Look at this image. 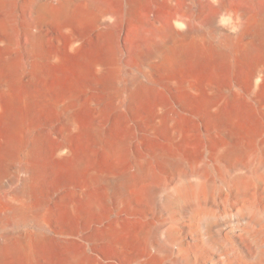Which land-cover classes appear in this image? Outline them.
I'll list each match as a JSON object with an SVG mask.
<instances>
[{"label": "bare ground", "instance_id": "6f19581e", "mask_svg": "<svg viewBox=\"0 0 264 264\" xmlns=\"http://www.w3.org/2000/svg\"><path fill=\"white\" fill-rule=\"evenodd\" d=\"M21 2L23 22L19 24L17 0H0V119L10 128L9 135H0V170L6 164L4 156L18 143L33 152L47 151L48 135L36 131L25 112L51 104L64 121V131L50 154L80 175L79 182L60 198L72 218L90 219L114 194L128 206L134 196L154 199L159 191L152 182L159 176L152 166L156 160L163 168L179 172L177 192L170 194L168 201L189 218L188 226L179 233L180 238L186 234L189 241L179 246L173 264H192L198 222L204 234L226 237L230 245L226 250L207 248L197 258L202 264H264V258L257 259V247L264 242L257 237L259 227L264 226V179L256 180L262 194L252 197L250 184L238 173L254 156L251 138L257 127L248 111L229 115L223 109V102L235 97L241 89L235 75L240 66H245L244 94L264 117V0ZM48 24L57 27L51 36L54 47L51 53L45 52ZM89 43L97 47L89 64L92 83L72 85L56 98L46 87L37 85L47 70L46 65L62 62L67 52L80 54ZM205 55L213 57L214 66H201ZM120 70L124 72L119 90L122 98L140 99L152 86L161 84L173 100L179 94L183 101H199L213 122L232 127V131H225L213 145L214 156L220 163H227L224 167L217 165L215 177H207V163L200 164L190 148L187 156L192 163L172 150H158L153 158L141 156L131 166L121 164L123 143L106 140L94 118L104 97L101 91L118 79ZM24 81L25 86L22 84L18 92V82ZM163 109L161 105L157 108L160 118H164ZM86 113L93 117L87 119ZM155 124L149 125V130ZM169 125L174 139L190 140L191 129L180 120L171 119ZM260 147L264 158V141ZM101 152L106 166L99 159ZM20 170L24 176L19 179L16 196L0 199V226L5 225L0 229V264H7L10 259L31 264L35 255L33 246L45 235L40 221L35 234L13 229V221L24 225L35 219L47 198L40 193L38 202H31L34 192L29 189L28 181L35 172L24 161ZM193 176L197 179L192 180ZM229 176L236 188L231 198L217 203L221 214L212 215L208 209L199 211L201 203V206L210 204L204 198V189L211 188L210 184H217L218 180L227 181ZM238 210L247 220L245 229L255 238L250 253L256 260L242 257L234 246L232 237L240 238L236 231L244 226L242 216L235 213ZM129 219L126 232L132 240L146 241L156 231L151 224ZM120 226L116 221L107 224L104 230L116 232L121 230ZM71 262L80 263L76 256Z\"/></svg>", "mask_w": 264, "mask_h": 264}, {"label": "rangeland", "instance_id": "374dc122", "mask_svg": "<svg viewBox=\"0 0 264 264\" xmlns=\"http://www.w3.org/2000/svg\"><path fill=\"white\" fill-rule=\"evenodd\" d=\"M21 4V0H17L19 24L23 22ZM194 9L197 10L198 6L195 5ZM56 31L57 27L54 24H48L45 40L47 53L54 50L51 36ZM96 49V45L89 43L81 49L80 54L74 51L65 53L64 56L66 54L67 56L62 62L46 65L47 70L38 80L37 85L46 87L52 97L56 98L72 85L87 86L92 83L93 77L89 64ZM259 53L260 50L257 51V54ZM214 65L215 60L212 56L205 55L201 60V66L204 68ZM123 74L124 72L120 70L118 79L101 91L104 97L94 117L104 131L106 140H118L123 143L124 150L119 159L121 164L131 166L141 156L153 158V154L158 150H172L186 156L187 163H192L187 156L190 148L194 150L200 164L207 163V177H215L217 165L221 164L224 167L227 163H220L221 161L214 156L213 145L223 137L225 131H232V127L228 123L213 122L204 111V105L199 101H183L179 94H175L173 100L168 93L166 94L161 84L152 86L151 91L140 99L122 98L119 90ZM246 74L247 68L240 66L235 77L241 89L235 93V97L223 102V109L229 115L237 111H248L250 119L257 127L254 137L251 138V144L255 148L254 156L248 159L244 167L238 171L250 184V195L255 197L262 194V189L258 187L256 180L264 179V158L260 147V143L264 141V117L255 111L253 101L244 94ZM228 75L226 73V76ZM18 84L19 92L26 82H18ZM175 99L180 107L174 103ZM160 105L164 107V118H160L158 114L157 108ZM25 115L29 117L36 131H42L48 135L47 151L33 152L22 148L21 143H18L17 147L4 156L6 164L2 165L0 170V199L16 196L19 179L24 176L20 170V163L26 162L36 174L28 181L29 189L34 192L31 202H38L40 193L47 196L43 202V208L38 209L34 215L35 219L24 225L13 221V229L16 232L28 230L33 231V234L36 233L34 231L38 227V221L43 223L45 235L41 240L37 239L33 246L35 255L31 264H73L71 259L74 256L79 259V264H173L179 246L189 241L186 234H183L182 238L179 235L183 227L188 226L189 218L179 210L177 205L168 201L170 194L177 192L180 183L179 172L165 169L154 160L152 166L159 175L152 181L159 188L154 199L134 196L128 206L119 202L118 194H114L90 219H74L60 202V198L67 195L79 182L80 175L69 164L59 161L50 154V149L63 135L64 121L51 104L44 109L35 108L25 112ZM86 117L91 119L93 115L86 113ZM170 118L180 120L185 127L191 129L189 141L185 142L182 138L172 137ZM161 119L163 122L160 121ZM154 123H156L155 127L149 130L148 126ZM9 132V126L0 119V135L6 136ZM99 159L103 166L108 164L102 161L105 159L102 152L99 154ZM191 178L197 179L195 176ZM216 183L210 184L211 188L204 189L206 190L203 194L204 198L210 204L201 206V203L199 207L202 209L199 211L208 209L212 215H220L217 203L232 197L231 194L236 188L232 176H229L227 181L218 180ZM101 191L104 193L103 190ZM235 213L242 216L241 224L244 226L236 231L240 238L232 237L234 246L242 257L251 260L250 252L255 238L253 233L245 229L247 220L241 215L240 210ZM129 218L151 224L156 231L146 241L132 240L126 232V227L131 222ZM116 221L121 223V230L116 232L104 230L107 224L116 223ZM202 227L201 222H198L194 235L196 248L192 255V264H202L197 258L200 253H205L207 248L226 250L230 247L226 237H218L212 233L204 234ZM4 228L5 225L0 226V229ZM257 237L264 241V226L259 227ZM263 244L264 242L257 247L259 260L264 258ZM7 264L20 263L10 259Z\"/></svg>", "mask_w": 264, "mask_h": 264}]
</instances>
